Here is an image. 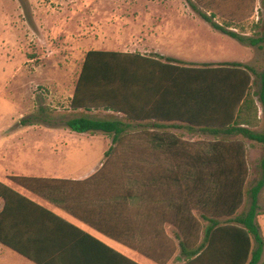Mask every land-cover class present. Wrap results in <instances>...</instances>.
<instances>
[{
  "label": "trees",
  "instance_id": "trees-1",
  "mask_svg": "<svg viewBox=\"0 0 264 264\" xmlns=\"http://www.w3.org/2000/svg\"><path fill=\"white\" fill-rule=\"evenodd\" d=\"M199 14L214 29L262 48L264 36L221 25L213 12ZM254 73L237 61L196 65L158 53L88 50L70 99L71 109L87 114L68 119L66 126L112 137L98 171L75 181L82 209L91 204L98 219L93 226L162 264H264L258 220L263 213L264 154L260 177L247 189V144L221 137L240 135L252 145L264 144V131L255 130L258 101L264 112V69L256 92ZM93 111L110 117H93ZM179 128L215 139L188 141L171 131ZM134 132L139 135L131 136ZM14 180L24 184L30 179ZM247 196L249 207L241 211ZM0 198L6 201L0 241L37 264H47L11 241L1 227L13 213L31 209L59 217L2 181Z\"/></svg>",
  "mask_w": 264,
  "mask_h": 264
},
{
  "label": "rangeland",
  "instance_id": "rangeland-1",
  "mask_svg": "<svg viewBox=\"0 0 264 264\" xmlns=\"http://www.w3.org/2000/svg\"><path fill=\"white\" fill-rule=\"evenodd\" d=\"M200 10L215 13L218 23L234 31L264 36L261 0H0V141L10 142L17 135L49 141L60 134L66 137L68 167L81 172L101 166L112 137L81 134L65 126L68 119L87 114L72 110L70 99L91 49L170 53L196 65L241 62L255 70L253 89L258 91L264 42L262 48L251 46L216 30ZM257 103L261 118L255 130L263 132L264 112ZM89 115L110 117L103 111ZM171 131L188 141L215 139L200 131ZM221 137L246 142L249 189L260 177L264 144L252 145L240 135ZM249 203L247 196L241 211ZM259 204L263 213L258 220L264 225V189Z\"/></svg>",
  "mask_w": 264,
  "mask_h": 264
},
{
  "label": "crops",
  "instance_id": "crops-1",
  "mask_svg": "<svg viewBox=\"0 0 264 264\" xmlns=\"http://www.w3.org/2000/svg\"><path fill=\"white\" fill-rule=\"evenodd\" d=\"M158 54L181 59L170 53ZM259 116L261 118V115ZM46 128L57 132L51 126ZM44 138L17 135L12 137L10 142L1 140L0 181L55 214L59 219L31 211L32 209L25 213H13V218L8 219L1 227L9 231L7 237L47 264H133L116 256L115 251L137 264H162L116 241L93 226L98 223V219L92 213L91 204L82 209L83 204L78 194L80 185L75 184V181L91 177L101 166L81 172L72 170L68 167L66 137L54 134L49 141H45ZM5 143L11 146L4 147ZM24 151L35 155H26ZM24 164H27L26 167ZM15 177L30 180L19 184L14 180ZM60 180H71L74 183L66 185ZM5 202L4 198H0V212ZM75 212L82 217L75 215ZM260 224L264 234V225ZM0 264L37 263L0 241ZM167 264L175 262L171 260Z\"/></svg>",
  "mask_w": 264,
  "mask_h": 264
}]
</instances>
